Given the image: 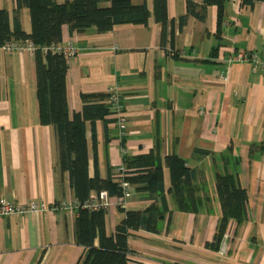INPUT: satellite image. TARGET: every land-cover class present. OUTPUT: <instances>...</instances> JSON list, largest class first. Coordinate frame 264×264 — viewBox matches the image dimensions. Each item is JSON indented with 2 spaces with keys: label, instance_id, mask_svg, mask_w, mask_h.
<instances>
[{
  "label": "crops",
  "instance_id": "0c3cea01",
  "mask_svg": "<svg viewBox=\"0 0 264 264\" xmlns=\"http://www.w3.org/2000/svg\"><path fill=\"white\" fill-rule=\"evenodd\" d=\"M130 1L146 6L147 25H117L104 34H77L63 26L59 43L76 51L67 58L65 80L71 117L81 111L82 95H105L111 88L125 108L123 142L111 115L86 123L89 177L112 176L123 164V146L127 156L153 153L162 164L167 210L158 233H130L129 264H264V3L249 7L229 0L218 31L215 6L206 9L205 21L189 16L181 25L186 0H167L162 27L152 0ZM0 9L8 12L11 30L17 21L31 33L28 9L17 10L15 0H0ZM237 51L255 55L262 66L253 72L250 59L231 61ZM169 155L192 171L197 213L178 210L168 193ZM224 171L236 173L248 201L246 220L227 225L224 234L230 237L220 255L207 245L222 216L215 180ZM130 188L125 208L106 211L108 236L125 211L162 204ZM0 200L67 204L55 212L0 218V264H82L86 252L75 239L74 190L59 168L53 127L40 123L34 55L26 51L0 49Z\"/></svg>",
  "mask_w": 264,
  "mask_h": 264
},
{
  "label": "trees",
  "instance_id": "16d2710c",
  "mask_svg": "<svg viewBox=\"0 0 264 264\" xmlns=\"http://www.w3.org/2000/svg\"><path fill=\"white\" fill-rule=\"evenodd\" d=\"M152 1L155 21L165 27L168 21L167 0ZM257 2L264 3V0H241V5L252 7ZM15 3L17 10L28 9L31 33H24L17 21L11 30L8 12L0 9V48L10 42L21 45L29 42L35 48L39 120L41 125L53 127L58 146V165L61 171L67 172L74 190L77 202L75 239L86 252L82 264H129L131 251L127 240L130 233L138 230L158 233V224L167 210L164 206L161 161L153 153L122 157L128 175L126 181L133 190L146 193L151 198L158 197L162 204L160 207L152 204L144 212L125 211L124 219L108 236L105 231L106 212L83 208L91 193L97 195L104 191L110 197L121 195L113 175L106 179L99 178L96 173L92 178L88 175L85 125L88 122L93 126L97 120H104L112 114L108 95H82L81 111L71 117L65 88L67 58L62 54H53L49 49L60 43L63 26H68L71 32L77 34L90 29L104 34L117 25H147L149 12L144 4L134 5L130 0H66L61 5L53 0H15ZM228 3L229 0H203L201 5H197L192 0H186L187 11L180 24L189 16L205 21L206 9L215 6L219 31ZM164 164L170 175L168 193L177 209L197 213L200 198L196 196V187L192 184V171L176 155L167 156ZM215 189L222 216L213 243L207 246L217 251L229 222L240 225L246 220L248 198L246 190L238 183L236 173L229 171L216 175ZM96 240L98 247L94 246Z\"/></svg>",
  "mask_w": 264,
  "mask_h": 264
},
{
  "label": "built area",
  "instance_id": "2783aa9c",
  "mask_svg": "<svg viewBox=\"0 0 264 264\" xmlns=\"http://www.w3.org/2000/svg\"><path fill=\"white\" fill-rule=\"evenodd\" d=\"M3 52H13V51H26L30 54H33L35 48L34 46L26 42L21 45L15 42H10L5 44L0 48ZM46 49H44L45 51ZM53 54H62L66 58H69L75 55L76 51L71 47L63 48L61 46L56 45L49 49ZM180 57H186L184 53L179 54ZM251 60L254 64L252 66V71L255 72L258 66L257 61L255 59V55H251L250 58L246 56L243 51H237L232 55L231 61L233 62H243L247 60ZM223 81L226 78L222 79ZM108 95V103L112 110V118L115 121L117 127V137L118 140L122 142L127 135L126 129V113L125 108L123 106L121 97L115 88H111L107 90ZM122 156L126 155V149L124 147L121 148ZM115 178V182L118 183V186L121 189V195L110 197L107 192H100L99 194L92 196L89 200L84 203L83 208H86L91 211L103 210L107 211L111 208L123 209L126 206L127 198L129 196L130 184L126 181L127 174L123 164H121L113 174ZM66 203L60 204H45L43 202H29V203H12L5 200H0V218L9 217V216H25L27 214H40L44 212H55L58 210L66 209ZM230 236L226 233L223 235L221 243L219 245V254L224 255L226 252V242Z\"/></svg>",
  "mask_w": 264,
  "mask_h": 264
},
{
  "label": "rangeland",
  "instance_id": "374dc122",
  "mask_svg": "<svg viewBox=\"0 0 264 264\" xmlns=\"http://www.w3.org/2000/svg\"><path fill=\"white\" fill-rule=\"evenodd\" d=\"M124 140H122V142H123Z\"/></svg>",
  "mask_w": 264,
  "mask_h": 264
}]
</instances>
